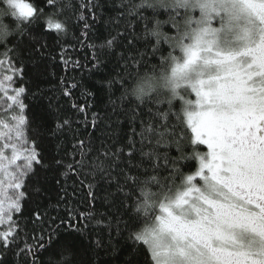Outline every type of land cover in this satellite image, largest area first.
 Listing matches in <instances>:
<instances>
[{
    "label": "snow or ice",
    "instance_id": "6c2138e0",
    "mask_svg": "<svg viewBox=\"0 0 264 264\" xmlns=\"http://www.w3.org/2000/svg\"><path fill=\"white\" fill-rule=\"evenodd\" d=\"M98 7L100 0H80L79 5L5 0L0 8V102L5 105L0 109V226L7 221V228L0 227V264H111L101 252L114 258V241L125 233L133 244L132 254L144 250V264H264V0H141L139 4L120 0L116 35L89 47L111 50L119 40L127 53L119 57L124 67L106 82L98 79L86 86L82 95L94 96L91 89L100 90L98 86L105 83L110 92L117 83L122 98H129L134 83L151 90L159 81L172 94L164 123L158 119L160 110L153 113L151 107L160 102H137L136 115H143L146 108L150 123L145 128L141 121L140 147L130 137L125 157L122 148L113 149L103 141L95 147L97 114L93 113L91 130L86 118L77 119L72 150L58 146L57 156L46 163L30 131L27 89L21 83L23 63L26 54L43 51L36 47L35 29L41 35L66 33V11L71 8L90 31L100 19ZM161 8L167 11L165 23L174 29L172 35L160 31L158 20L149 28V18L142 12L151 9L155 16ZM139 23L144 24L143 35L136 31ZM13 34L21 39H6ZM30 35L32 40L25 44ZM81 35L87 38L88 32ZM162 43L171 51L161 54L159 65H151V74L140 75L139 67L149 63L145 57L161 53ZM92 60L90 74L102 72L101 57L93 53ZM129 61L137 70L134 79ZM76 66L81 67L78 62ZM61 95L70 92L64 89ZM60 99L48 97V114L56 122L54 134L65 126L72 130V119L61 117ZM173 101L181 104L179 110ZM72 108L85 112L83 106ZM189 141L192 156L187 155ZM172 148L175 157L170 155ZM137 151L141 159L133 163ZM190 158L197 160V168L185 175L182 162ZM162 167L168 173L163 180ZM40 170L65 178L74 175L82 185V176L114 183L115 191L104 197L107 209L96 220V225L107 220L106 240L98 235L93 239L97 229L90 223L95 218L92 209L77 212L65 204L61 212L66 191L55 204L34 209L24 218L27 189L34 178L40 194ZM177 176L181 177L178 187ZM93 187L89 182L91 201L96 199ZM85 250L90 253L87 260L82 255Z\"/></svg>",
    "mask_w": 264,
    "mask_h": 264
},
{
    "label": "trees",
    "instance_id": "16d2710c",
    "mask_svg": "<svg viewBox=\"0 0 264 264\" xmlns=\"http://www.w3.org/2000/svg\"><path fill=\"white\" fill-rule=\"evenodd\" d=\"M22 2L30 4H39L40 0H22ZM62 4H76L79 5L80 0H61ZM141 0H136L139 4ZM102 7L96 9L97 22L92 24L91 30L84 29V21H78L76 15L73 14L72 9L69 8L66 11L67 31L57 35L54 31L51 34L41 35L40 29H35L33 35L37 41L36 47L42 48V52H37L35 55L29 57L26 54V58L23 63L24 77L21 82L26 87L25 103L28 105L27 117L31 121V133L33 139L38 141L39 149L42 151L47 163L52 157L57 156L58 146L60 150L66 149L68 152L72 150L73 136L72 131L77 127L76 120L88 121V128L91 130L93 113L97 114V131L93 136V140L96 148L101 147L103 141L106 145H111L113 149L122 148L127 157L130 145L128 143L129 138L135 141V146L139 149L140 136L138 135L141 128V121L144 122L146 128L150 123L148 117L149 113L147 109H144L143 115H136L139 112L137 108V102L132 98H122V89L119 84L114 83L111 86L109 92L107 83L99 85L97 88L91 90L95 93L94 96L82 95L86 86H90L98 79H103L105 82L116 76V73L121 72L124 67V61L119 57L123 53L127 55L123 43L119 40L113 46L111 50L99 47L90 48L89 45H97L104 43L111 36L116 35L114 30L117 26L116 17L121 9L117 8L120 4V0H100ZM4 5H0V8ZM144 15L148 16V27L151 28L155 25L156 20L160 21V31L165 35L174 34V29L171 25L165 23L168 21L169 16L167 11L163 8L153 16L151 9L143 10ZM60 20H64L65 16L59 17ZM87 19L92 20V16L87 14ZM123 18H121L122 20ZM5 23H9L10 27L13 25L10 23L9 18H5ZM43 23V21H42ZM88 32L87 38L81 35L82 32ZM137 33L143 35L144 24L139 23L136 27ZM19 40L21 37L15 34L10 35L6 39L12 41L13 39ZM25 44L32 40V36L24 38ZM153 42H155L153 40ZM46 45V47H44ZM11 47V44L9 45ZM143 47V42H141ZM2 51V49H0ZM151 51V48H148ZM171 51L167 43L161 44V53L156 56H147L146 60L148 64H143L139 67V74L143 75L145 72L151 74L153 69L152 64H160L161 54L167 56ZM93 53L99 55L103 60V71L99 73H91L92 57ZM179 55V53H175ZM77 62L81 67H77ZM129 71L133 73L132 79L137 74L136 68L132 66L129 61ZM131 83V79L129 81ZM78 84L76 88H72V84ZM67 89L70 92V96L64 97L61 95L62 91ZM61 96L58 107H61V117H69L72 119V130H69L65 126L62 130L53 133L55 129V121L49 116V101L48 97ZM192 98V97H190ZM56 103V101H53ZM76 104L85 108L84 113H80L77 109L72 108V105ZM176 105V110H179L181 104L177 101H173ZM153 113L156 110H160L158 117L160 123H164V114L167 113L169 108L168 103H153L151 105ZM115 109V111H114ZM135 109V111H134ZM136 117L135 119L133 117ZM80 129L83 131L84 124H79ZM38 130V131H37ZM134 130V131H133ZM189 147L187 155L192 156L190 141L187 142ZM146 150V149H145ZM201 150L206 152L207 149L201 146ZM60 155H63V151H60ZM170 155L175 157L177 152L175 148L170 150ZM133 163H138L141 159L139 152L137 151L133 156ZM163 163V162H161ZM182 172L190 174L197 168V160L194 158L187 159L182 162ZM161 179L163 180L168 176L167 171L160 170ZM135 175V170L132 171ZM38 175L40 176L39 187L41 189L40 194L37 195L35 191V178L29 182L27 189L29 199L24 203V218L26 219L34 209L48 208L50 204H55L60 196H65L66 199L61 202V212L64 210L65 204L70 208L75 209L77 212L83 211L87 213L89 209L93 210L94 219H90L91 225L97 229V232L93 233V239L97 238V235L101 239L107 238V229L104 224L107 223L105 219L100 225H96V220L101 219L100 212H104L107 209V205L104 203V197L107 192H114V183L109 185L107 182H99L93 180L91 177L86 179L82 176L80 179L84 180V184L80 183L73 175L71 178H65L59 173H53L47 170H40ZM46 177V179H45ZM60 181L58 184L57 181ZM91 182L94 187L92 191L96 194L95 201H91L89 197L88 183ZM123 182V181H121ZM181 183V177H176V186ZM98 185V186H97ZM107 190V191H106ZM22 226V222H21ZM7 228V221L3 226ZM115 235V233H113ZM127 233L124 234V238H120L118 241H114L117 247V253L113 258L111 255H105L101 252L102 259L111 260V264H144L145 252L141 248L138 254L133 253V244L131 241L126 240ZM34 243V241H31ZM87 243V241H85ZM85 260L88 259L90 253L85 250L82 253Z\"/></svg>",
    "mask_w": 264,
    "mask_h": 264
},
{
    "label": "clouds",
    "instance_id": "9594fccd",
    "mask_svg": "<svg viewBox=\"0 0 264 264\" xmlns=\"http://www.w3.org/2000/svg\"><path fill=\"white\" fill-rule=\"evenodd\" d=\"M0 5L5 6V0H0ZM128 96L136 102L153 100L160 103H167L172 98L171 91L162 86L161 82L154 81L151 90L145 88L141 90L139 82L134 83L133 87L129 88Z\"/></svg>",
    "mask_w": 264,
    "mask_h": 264
},
{
    "label": "rangeland",
    "instance_id": "374dc122",
    "mask_svg": "<svg viewBox=\"0 0 264 264\" xmlns=\"http://www.w3.org/2000/svg\"><path fill=\"white\" fill-rule=\"evenodd\" d=\"M216 26H218V25H216ZM192 99H194V96L192 97ZM4 107H5V105L2 102H0V109H3Z\"/></svg>",
    "mask_w": 264,
    "mask_h": 264
}]
</instances>
